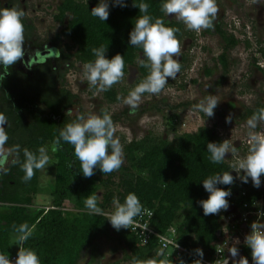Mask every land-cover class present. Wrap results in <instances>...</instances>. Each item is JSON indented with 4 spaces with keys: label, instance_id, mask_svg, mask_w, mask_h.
I'll use <instances>...</instances> for the list:
<instances>
[{
    "label": "trees",
    "instance_id": "obj_1",
    "mask_svg": "<svg viewBox=\"0 0 264 264\" xmlns=\"http://www.w3.org/2000/svg\"><path fill=\"white\" fill-rule=\"evenodd\" d=\"M99 2L61 1L56 19L65 25L59 38L65 36L68 39V51L76 50L73 54L63 50L66 60L74 57L85 64L95 59L93 48L105 46L108 58L116 54L124 56L125 74L135 66L140 72L138 82L145 79L148 69L140 65L143 51L129 43L135 18L143 15L134 3H147L150 15L163 18L166 26L178 28L176 35L180 42L184 36L190 35L182 21L170 19L161 11L162 0H126V7L115 6L113 0H108L110 15L105 22L90 12ZM66 17L69 18L67 23ZM217 31L224 48L219 62L224 72L228 73L234 62L230 53L241 43V39L234 34L229 35L221 26ZM245 43L248 47L252 46L249 39ZM260 51L264 55V47ZM179 63L182 73L191 66L189 55L182 54ZM214 72V68H207L205 73L211 76ZM37 76L35 87L13 83L11 77L4 78L6 90H2L0 97V114L6 117L5 131L9 137L5 146L13 148L19 145L20 161L24 159L25 148L38 154V149L47 143L55 145L59 130L76 118V115L70 114V109L76 105L77 95L66 86L57 87L59 77L52 68H43ZM104 92L111 102L120 99L114 85ZM190 104L187 102L175 107ZM44 106L47 108L44 109ZM229 107L236 111V104L232 103ZM261 107H264V101L245 108L242 119L251 118ZM121 115H131L130 110H125ZM121 115H111L115 126L121 120ZM172 117V120L178 118L177 113ZM223 140L214 127L208 126H202L196 132L177 133L171 140L151 133L131 141L124 140L125 164L108 174H103L97 167L91 177H85L80 171V162L73 154V147L62 142L59 146L55 145L56 178L52 205L39 209L35 214L30 212L29 207L40 190V170H35L30 181H24L20 164L10 165L6 173H0V205L9 207L8 212L0 215V253L9 255L10 260L16 255L19 247L14 249V243H18V237L16 242L13 237L18 233L13 226L26 222L33 231L23 246L35 250L41 264H81L84 257V264H103V248L107 244L112 252L121 250L123 253L121 259L109 264H122L124 260L133 264H180L184 258L189 260L190 257L185 254L180 258H166L159 253L157 238L142 245L130 228L117 231L105 215L89 214L85 207V199L97 194L99 206L105 212L115 208V200L123 203L126 195L134 192L144 210L154 212L152 224L158 232L166 234L169 229L176 228L177 239L185 247L193 252L199 248L203 253L213 254L220 239L219 232L223 234L222 215L220 212L204 216L198 201L206 199L209 193L205 191L202 180L229 171L235 178L234 183L218 186L246 190L247 195L241 196L238 203H251L264 196V174L261 176V186L257 188L250 178L248 183L238 181L227 156L220 164L212 163L207 144ZM66 201L72 204L73 209L66 208ZM243 251L246 256H251L249 246H245Z\"/></svg>",
    "mask_w": 264,
    "mask_h": 264
},
{
    "label": "clouds",
    "instance_id": "obj_2",
    "mask_svg": "<svg viewBox=\"0 0 264 264\" xmlns=\"http://www.w3.org/2000/svg\"><path fill=\"white\" fill-rule=\"evenodd\" d=\"M256 2L260 3V0ZM113 3L119 7L127 6L126 0H113ZM134 6H138L143 15L135 18L134 27L129 33V43L142 49L143 59L140 60V65L148 69V75L130 91L126 98H123V103L129 106L132 115H135L145 93L160 94L168 84V78L175 80L181 71L179 60L174 58L181 55V43L176 35L179 29L166 26L163 18L150 15L147 3H134ZM161 11L167 17L175 14V18L182 21L188 30L200 33L202 30L213 28L218 7L217 0H162ZM90 12L92 16L105 22L110 15L108 0H100ZM24 15V12L16 7H0V68L3 69L0 80L4 79L9 67L24 56ZM106 51L105 46L93 48L95 59L83 65L88 86L98 88L99 91L109 90L125 74L124 56L116 54L108 58ZM261 67H264V64ZM218 103L219 100L215 95H208L202 98L195 108L207 117H213ZM230 121L231 117H227L226 122ZM261 121H264V107L259 108L247 121V127L250 129L247 154L230 166L238 174L243 171L240 175L243 183H248L251 178L253 186L257 188L261 186V176L264 174V133L253 130L257 129ZM6 123V117L0 114V173L8 171L4 167L6 161L3 158L5 157L3 147L9 139L5 131ZM116 131L113 119L106 111H102L99 115L81 113L59 130L55 145L59 146L64 142L73 147V154L80 162V171L85 177L93 176L97 167L103 174H108L120 169L124 162L123 147L116 136ZM20 151V146L16 145L8 150L7 155L15 154L16 158L12 159L11 163L20 164L24 172V181H30L35 170L45 169L53 163L46 147H40L38 154L23 149V161L18 158ZM207 151L210 153L212 163L220 164L226 159V153L230 152L233 156L237 148L231 139H225L219 143L209 142ZM234 179L228 171L202 180L205 191L209 193L206 199L198 201L203 208L204 216L219 214L222 209L227 211L230 206L228 197L232 195L231 189L218 185H231ZM98 196L96 194L87 197L84 201L85 207L89 214L105 215L104 210L99 206ZM114 204V211L107 214L106 218L117 231L121 228H131L135 218L144 214L143 204L134 192L128 193L123 203L115 200ZM259 216L264 217V212L259 213ZM13 228L18 233L17 258L12 261L9 255L0 253V264H41L38 253L32 248L23 246L31 237L32 228L26 222L18 226L14 225ZM245 243L251 248L254 264H264V222L257 220L251 224ZM196 252L201 258L203 257L202 249L198 248ZM230 253L232 257H236L238 249L231 247ZM196 261L203 264L202 259ZM180 264H184V261L181 260ZM223 264H229V261L224 259ZM238 264H249V261L246 257H242Z\"/></svg>",
    "mask_w": 264,
    "mask_h": 264
},
{
    "label": "rangeland",
    "instance_id": "obj_3",
    "mask_svg": "<svg viewBox=\"0 0 264 264\" xmlns=\"http://www.w3.org/2000/svg\"><path fill=\"white\" fill-rule=\"evenodd\" d=\"M41 2L44 5L46 4V6H44L43 10L37 13L36 17L39 18L38 20L40 22L42 19H45L46 23L43 22V25L40 24L38 26V29L42 34L40 35V33H38L41 39V44H48V41L52 40L55 34L62 29V25L55 21L54 18L55 6L60 0H41ZM263 2L264 0H260L261 4ZM48 3L51 5L49 6ZM222 9L223 8H221V10ZM245 10L246 8L243 7L237 11L243 19L247 20L243 15ZM173 16H175V14ZM240 20L241 23L238 24V28L242 24V19ZM261 21L263 25V19ZM51 28L52 30H50ZM49 31H51V33H49ZM244 32L245 31L239 29L238 35L245 39ZM260 32L262 37L254 38V40L251 41L252 46L248 47L243 39L241 43L232 50L233 55L231 54V57L234 62L228 73H225L221 67H216L217 65H215L216 57L222 51L221 44H223L218 37L209 36L206 39L204 38L202 44L199 41L192 42L188 36H184L180 42L181 55L183 54L182 52L189 54V62L191 63V66L186 68L184 72L179 73L175 80L168 78V84L160 94L153 95L145 93L135 115L121 114L127 109L130 110L129 106L123 103V98H126L130 91L139 84L138 79L140 77V72L137 67H130L129 72L125 74L118 83L114 84V89L120 96V99L114 102H111L106 97L104 91H99L98 88L88 86L83 71L84 64L80 61H76L74 57L70 60H66L62 54L58 59L48 60L42 68H52L53 72L56 73V76L59 77L57 87L66 86L77 95V103L70 109L71 115L77 116L81 113L86 115H99L102 111H107L111 115H121V120L116 124V136L119 138L121 145L124 143V140L131 141L134 138H142L149 133L156 136L168 137L171 140L177 133L196 132L202 126L214 127L221 136H223L224 140L231 139L234 146L237 148V151L233 156L230 152L226 153L227 160L230 164H233L237 159L243 158L247 154V146H249H245L244 142L247 141L246 139H249L250 129L247 127V121L250 118L243 120L241 115H243V112L245 115V108L254 107L257 102L264 101V74H260L263 72L258 70L260 68H258L255 63L258 57L260 61H263L258 48L264 43V26L261 27ZM199 40H202L201 37ZM66 42V40H63L61 43L63 50H65V52H70L71 54L75 53V49L68 51ZM201 45L205 46V48L201 47ZM174 58H177L179 61L182 60L180 56ZM25 61V58L22 57V59L17 62L18 64L21 62L19 65L25 67ZM205 65L214 67L215 74L212 76L206 75L204 73ZM22 68L23 67H17L16 70L23 73L21 70ZM26 69H28V67ZM37 72L39 71L37 70ZM62 74H64L63 80ZM19 75L21 77L22 74ZM37 75L38 74H35V77H33L37 79ZM218 82H220L219 85L215 84ZM182 85H185V87ZM208 95H215L219 100V103L214 110L215 114L213 117H207L203 112H200L195 108L199 101ZM231 101L237 103L236 111H232V109L227 106ZM187 102H190L191 104L186 107H175ZM43 108L46 109L47 107L44 106ZM175 113H177L178 118L175 117L176 119L174 118V120H172V116ZM227 117H231L230 122H226ZM30 118L31 116H29V119ZM172 127H175L176 129L173 130ZM253 131L264 133V121H261L257 129ZM44 147L47 148L48 155L53 163L46 166L45 169L40 170V190L29 207L30 212L33 214L37 213L41 208L50 207L53 201V191L56 178L55 151L53 149H56V147L50 142ZM9 149L11 148L4 145L3 152L5 153V157L3 158L6 161L4 167L7 169L12 165V159L16 158L14 154L11 156L7 155ZM123 160V164H125L126 160L124 155ZM234 173L236 175L238 174L236 170H234ZM242 174L243 171L241 170L240 175ZM240 175H238V177ZM66 208L73 209L72 204L69 201H66ZM8 211L9 207L0 205V215ZM17 237L18 235H14L13 237L15 242ZM226 237L230 239L229 236ZM107 246L108 244L103 248V253L105 255L103 264H109V262H115L118 261V259H121L123 256L121 250L112 252ZM18 247L19 245L14 243V249H17ZM18 251L19 250L16 251L15 257L18 255ZM85 259L86 258L84 257L81 264H84ZM122 264L133 263L124 260L122 261Z\"/></svg>",
    "mask_w": 264,
    "mask_h": 264
},
{
    "label": "flooded vegetation",
    "instance_id": "obj_4",
    "mask_svg": "<svg viewBox=\"0 0 264 264\" xmlns=\"http://www.w3.org/2000/svg\"><path fill=\"white\" fill-rule=\"evenodd\" d=\"M61 1L58 2V4L55 6V12H54V18L55 21H57L59 24H61V30L55 34V36L52 38V40L48 41V44L44 43L41 44V39L39 36V33L41 32L38 29V26L40 24H44L43 22L46 23L45 19H42L41 22L38 20L39 18L36 17L37 13L39 11L43 10L44 5L41 0H0V7H16L19 10H22L24 12V17H23V23H24V29H25V41L23 45L24 49V56L25 58V67L21 64V62L18 64L16 62L15 64L11 65L8 69V72L4 74V78H12L13 83H19L23 85H30L34 87L37 85L38 82V77L35 79V74H39L40 71L43 69V65L47 63L48 60L50 59H58L63 53V48L61 43L63 40H66V44L68 43V39L65 36H61L59 38V35L62 33V30L64 28V23L61 20L56 19V16L59 13V6L61 5ZM241 1V2H240ZM262 1V0H261ZM50 6L51 4L48 3ZM217 7H218V13L214 19V26L211 29H206L202 30L200 33H197L195 31L189 30L190 35H186L190 38V40L193 41H199L200 43L203 44L204 38H208L209 36L212 37H218L220 42L222 43L223 40L221 39V36L219 33H217V28L218 26H221L223 30H225L229 35L234 34L235 31L238 29V24L241 23L242 19V24L239 27L241 30L246 31L247 33H251V39L254 40V38L262 37L261 36V27L264 26L262 25V19L264 22V2L257 3L256 0H217ZM243 7L246 8L245 12H243L244 17H246L247 20L243 19L241 15L238 13V9H242ZM221 8H223L221 10ZM48 9V8H47ZM49 10V9H48ZM174 14L169 15L168 17L170 19L177 20ZM35 17V18H34ZM235 18V19H234ZM69 18L66 17L65 23H67V20ZM52 30V28L50 29ZM39 32V33H38ZM51 33V31H49ZM42 33H40L41 35ZM203 40H199V38ZM222 46V51L218 56L216 57V62L215 65L216 67H221L222 65L219 62L220 59L219 57L222 55L224 48L223 44ZM201 47H204L201 45ZM184 50V49H183ZM231 51L230 54L233 55ZM184 54V52H182ZM186 53V52H185ZM188 54V53H187ZM189 55V54H188ZM182 58V55H180ZM20 61V60H19ZM23 63V64H24ZM257 66V65H256ZM17 67H23L21 70L23 73L18 72L16 69ZM28 67V69H26ZM258 67V66H257ZM41 68V69H39ZM45 68V67H44ZM207 68H214L210 67V65H205L204 66V73L206 72ZM259 68V67H258ZM223 69V68H222ZM37 70L39 72H37ZM260 72H263V70L260 68L258 69ZM257 70V71H258ZM31 71V73H30ZM3 69L0 68V75H2ZM30 73V74H29ZM19 74H22L21 77ZM206 74V73H205ZM215 74V72H214ZM260 74H264L260 73ZM213 75V74H212ZM211 75V76H212ZM34 76V77H33ZM264 76V75H263ZM31 80V81H30ZM4 79L0 80V97L2 94V90H6L4 87ZM216 84V83H215ZM211 85V84H208ZM236 104L235 101H231L228 103V107L230 104ZM230 108V107H229Z\"/></svg>",
    "mask_w": 264,
    "mask_h": 264
},
{
    "label": "built area",
    "instance_id": "obj_5",
    "mask_svg": "<svg viewBox=\"0 0 264 264\" xmlns=\"http://www.w3.org/2000/svg\"><path fill=\"white\" fill-rule=\"evenodd\" d=\"M239 29L240 28L235 31V36L242 41L244 38H241L238 35ZM244 37L245 41L247 39L252 41L251 33H247L245 31ZM263 44L261 47H264ZM261 47H259L258 50L259 54L262 55L260 56L263 58V61H260L258 57L256 64L264 72V67H261V65L264 64V55L260 51ZM246 140V142H244L245 146L249 145V139ZM247 148H249V146H247ZM238 175L240 174H237L238 181H242ZM230 189L232 192V195L228 197L230 206L227 211L223 209L221 210L223 234L219 232L220 239L218 241L217 249L213 254L204 253L203 257L201 258L197 252H193L190 248L185 247L177 239L176 228L169 229L166 234L158 232L152 224L154 212L150 209L144 210V214L141 217L135 218V223L130 229L136 233L142 245L149 244L150 240L154 237L157 238L159 240V253L164 255L166 258H180L183 257V254H185L190 257L189 260L184 258L185 264H199V262L196 261L199 259H202L203 264H223L224 259H227L229 264H236L234 257L231 256L230 248L236 247L237 249L243 250V248L247 246L245 243V238L251 230V224L257 220L264 222V217L259 216V213L264 212V205L262 203V199L254 200L251 203H238V199H240L241 196L244 197L247 195L246 190L241 189L237 191L232 188ZM232 206H235L237 209L232 210ZM112 211H114V209L105 211V216ZM226 236H229L230 239H228ZM16 258L17 257L14 256L11 260L15 261ZM249 264H254L252 255L249 257Z\"/></svg>",
    "mask_w": 264,
    "mask_h": 264
},
{
    "label": "crops",
    "instance_id": "obj_6",
    "mask_svg": "<svg viewBox=\"0 0 264 264\" xmlns=\"http://www.w3.org/2000/svg\"><path fill=\"white\" fill-rule=\"evenodd\" d=\"M263 190H264V182H263ZM260 199H262V203L264 205V196L262 198H260ZM231 208H232V210H236L237 209L235 206H232ZM242 257H246L248 259V261H249V257L245 255L244 251L242 249L241 250L238 249V255L236 257H234V259H235L234 261L236 262V264H238V261Z\"/></svg>",
    "mask_w": 264,
    "mask_h": 264
}]
</instances>
